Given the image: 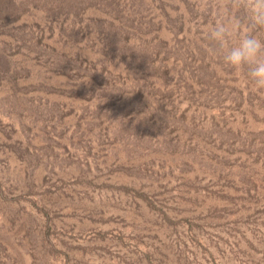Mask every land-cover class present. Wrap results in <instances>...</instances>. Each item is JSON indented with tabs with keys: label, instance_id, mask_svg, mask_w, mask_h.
I'll return each instance as SVG.
<instances>
[{
	"label": "rangeland",
	"instance_id": "374dc122",
	"mask_svg": "<svg viewBox=\"0 0 264 264\" xmlns=\"http://www.w3.org/2000/svg\"><path fill=\"white\" fill-rule=\"evenodd\" d=\"M213 19L0 0V264H264V91Z\"/></svg>",
	"mask_w": 264,
	"mask_h": 264
},
{
	"label": "clouds",
	"instance_id": "9594fccd",
	"mask_svg": "<svg viewBox=\"0 0 264 264\" xmlns=\"http://www.w3.org/2000/svg\"><path fill=\"white\" fill-rule=\"evenodd\" d=\"M199 15H213L202 31L222 57V64L243 78L245 86L264 91V0H196Z\"/></svg>",
	"mask_w": 264,
	"mask_h": 264
}]
</instances>
